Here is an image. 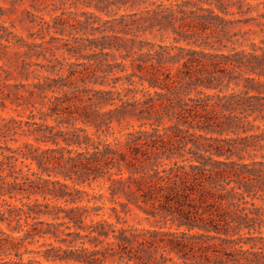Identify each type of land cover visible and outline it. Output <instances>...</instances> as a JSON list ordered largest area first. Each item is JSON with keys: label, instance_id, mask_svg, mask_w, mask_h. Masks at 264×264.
I'll return each instance as SVG.
<instances>
[{"label": "trees", "instance_id": "1", "mask_svg": "<svg viewBox=\"0 0 264 264\" xmlns=\"http://www.w3.org/2000/svg\"><path fill=\"white\" fill-rule=\"evenodd\" d=\"M84 1L86 37L0 23V264H264V35L227 18L245 0Z\"/></svg>", "mask_w": 264, "mask_h": 264}, {"label": "rangeland", "instance_id": "2", "mask_svg": "<svg viewBox=\"0 0 264 264\" xmlns=\"http://www.w3.org/2000/svg\"><path fill=\"white\" fill-rule=\"evenodd\" d=\"M150 1L156 2V3H167L166 0H148L146 3L136 7L133 10H130L132 12H135L137 10L141 11L144 10L146 7L149 6ZM173 1V0H172ZM86 1L84 0H0V6L4 8L3 15L0 17V23H4L6 26L12 28L15 32L18 34L26 37L28 32L32 31V27L34 26V23H31V20L38 21L39 17L49 20L51 16H58L60 18V22H64V32L62 35L60 34H53L51 32V36L53 37H59L63 39H68V34L70 36L74 37H86L88 36L87 33L83 29V23L84 21L89 17V13L93 10L86 7ZM230 12L235 13L234 16H228L229 19H240V20H249L246 24H238L235 26L234 31L235 32H248L247 35H245V38H248L256 43L260 41V39L263 38L264 33L261 32V30L264 31V0H245L243 7H242V14L237 13L239 9L237 6H233L229 8ZM28 12L36 15V17L30 16ZM120 13H123L121 11ZM103 19H106L104 15H101ZM79 30V31H78ZM45 39H49V35H45ZM144 39H148L149 41H155L160 42V37H154L153 35H147L144 37ZM38 40V38H37ZM164 42L167 44L170 42V39L165 36L163 39ZM59 43H62L60 41ZM61 52V51H59ZM60 54V53H59ZM32 80L29 81H20L12 79L11 83H18L22 82L24 84L30 83ZM2 116L8 117V116H16V112H14L11 109H6L2 113ZM49 123H53L52 120H49ZM93 190L87 189L86 190L89 193L97 194L100 193V188L96 185H93ZM34 197H31V201H33ZM13 201V200H11ZM100 204V202L98 203ZM107 205H111L107 203ZM136 212L140 213V215H143L139 210H136ZM109 211H106L105 217H107V214ZM131 218V217H130ZM130 223H133L130 219ZM137 223V222H135ZM141 225H146L144 221L141 222ZM4 229L5 227L2 226ZM7 230V229H5ZM16 235V234H14ZM42 239L39 240V242L28 245V250H39L40 243H42ZM51 241V240H50ZM24 248H21L19 250L20 253L24 252ZM23 259L26 260L28 258H34L37 257L36 254H27L24 253ZM5 259V257L0 255V260ZM109 264V263H107Z\"/></svg>", "mask_w": 264, "mask_h": 264}]
</instances>
